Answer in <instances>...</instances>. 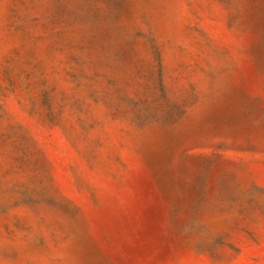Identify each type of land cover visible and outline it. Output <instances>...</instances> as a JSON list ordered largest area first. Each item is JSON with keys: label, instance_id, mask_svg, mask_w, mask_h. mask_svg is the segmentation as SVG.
I'll list each match as a JSON object with an SVG mask.
<instances>
[{"label": "rangeland", "instance_id": "1", "mask_svg": "<svg viewBox=\"0 0 264 264\" xmlns=\"http://www.w3.org/2000/svg\"><path fill=\"white\" fill-rule=\"evenodd\" d=\"M0 264H264V0H0Z\"/></svg>", "mask_w": 264, "mask_h": 264}]
</instances>
